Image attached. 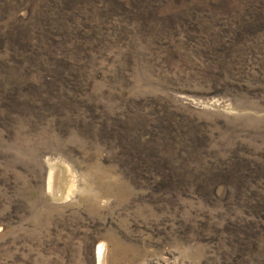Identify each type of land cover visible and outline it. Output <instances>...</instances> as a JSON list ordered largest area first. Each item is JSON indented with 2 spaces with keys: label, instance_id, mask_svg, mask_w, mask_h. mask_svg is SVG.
I'll use <instances>...</instances> for the list:
<instances>
[{
  "label": "rangeland",
  "instance_id": "374dc122",
  "mask_svg": "<svg viewBox=\"0 0 264 264\" xmlns=\"http://www.w3.org/2000/svg\"><path fill=\"white\" fill-rule=\"evenodd\" d=\"M0 264H264V0H0Z\"/></svg>",
  "mask_w": 264,
  "mask_h": 264
},
{
  "label": "bare ground",
  "instance_id": "6f19581e",
  "mask_svg": "<svg viewBox=\"0 0 264 264\" xmlns=\"http://www.w3.org/2000/svg\"><path fill=\"white\" fill-rule=\"evenodd\" d=\"M54 179H55V171L51 170L49 173V177H48V189H52L54 186ZM56 183V182H55ZM102 247H98L96 250V254L99 257L100 255V251H101Z\"/></svg>",
  "mask_w": 264,
  "mask_h": 264
}]
</instances>
